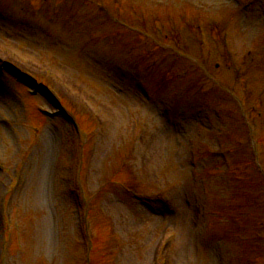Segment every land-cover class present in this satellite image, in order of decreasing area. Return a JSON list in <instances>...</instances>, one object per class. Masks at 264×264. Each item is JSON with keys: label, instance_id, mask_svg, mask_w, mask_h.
<instances>
[{"label": "rangeland", "instance_id": "1", "mask_svg": "<svg viewBox=\"0 0 264 264\" xmlns=\"http://www.w3.org/2000/svg\"><path fill=\"white\" fill-rule=\"evenodd\" d=\"M157 1L0 0V59L13 71L0 76L9 264H160L169 234V264H264V177L247 161L246 128L228 114L229 93L260 113L264 173V0ZM35 59L67 76L53 79ZM24 76L63 109L31 95ZM192 149L201 184L189 176ZM158 188L170 190V209Z\"/></svg>", "mask_w": 264, "mask_h": 264}]
</instances>
